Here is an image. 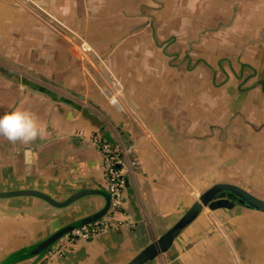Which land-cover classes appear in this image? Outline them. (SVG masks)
Wrapping results in <instances>:
<instances>
[{
    "label": "crops",
    "instance_id": "0c3cea01",
    "mask_svg": "<svg viewBox=\"0 0 264 264\" xmlns=\"http://www.w3.org/2000/svg\"><path fill=\"white\" fill-rule=\"evenodd\" d=\"M16 107L47 135L0 137V191L107 192L95 133L136 166L115 216L129 222L32 256L104 197L0 198V264H124L214 183L264 198V0H0V114ZM146 264H264V212L205 207Z\"/></svg>",
    "mask_w": 264,
    "mask_h": 264
},
{
    "label": "water",
    "instance_id": "95a60500",
    "mask_svg": "<svg viewBox=\"0 0 264 264\" xmlns=\"http://www.w3.org/2000/svg\"><path fill=\"white\" fill-rule=\"evenodd\" d=\"M88 194H100L104 197L103 205L96 211L74 219L60 228L53 231L47 237L34 243L28 255H36L45 252L62 236L66 235L75 227L93 222L104 216L109 207L110 196L102 189H81L73 192L63 200L53 199L50 195L35 189H16L0 191V198L14 196H34L43 199L55 207H65ZM236 205H242L261 212H264V198H260L243 187L232 183L218 182L210 185L202 191L198 198L180 215V217L158 237L144 245L133 257L124 264H146L152 261L159 254L169 250L178 234L190 224L198 214L205 208L209 209H230Z\"/></svg>",
    "mask_w": 264,
    "mask_h": 264
},
{
    "label": "built area",
    "instance_id": "2783aa9c",
    "mask_svg": "<svg viewBox=\"0 0 264 264\" xmlns=\"http://www.w3.org/2000/svg\"><path fill=\"white\" fill-rule=\"evenodd\" d=\"M80 47L81 50L87 51V48L83 45ZM92 140L96 143L102 155L107 192L110 196L108 213L98 220L75 227L66 234L68 239H87L109 229L120 227L125 222H129V220L117 221L115 217L121 211L122 205L126 200L124 193L125 181L127 176L131 174L127 150L119 139L109 141L99 133H95L92 136Z\"/></svg>",
    "mask_w": 264,
    "mask_h": 264
},
{
    "label": "clouds",
    "instance_id": "9594fccd",
    "mask_svg": "<svg viewBox=\"0 0 264 264\" xmlns=\"http://www.w3.org/2000/svg\"><path fill=\"white\" fill-rule=\"evenodd\" d=\"M47 135L46 126L37 115L27 109L16 107L0 114V137L15 145L20 142L31 144Z\"/></svg>",
    "mask_w": 264,
    "mask_h": 264
},
{
    "label": "rangeland",
    "instance_id": "374dc122",
    "mask_svg": "<svg viewBox=\"0 0 264 264\" xmlns=\"http://www.w3.org/2000/svg\"><path fill=\"white\" fill-rule=\"evenodd\" d=\"M54 21H56L57 23H59L55 19H54ZM196 22L197 23H200L201 22V16L200 17H196ZM59 25H61V24L59 23ZM65 30L68 32V34H70L74 39H76L79 42V45L80 46L83 45L86 48L88 47V44L86 42V39L83 36H81L78 32H75V31H73L71 29H68V27H66ZM86 50L92 52V49L90 47H88ZM200 193L201 192L195 193L196 194V199L198 198V196H199Z\"/></svg>",
    "mask_w": 264,
    "mask_h": 264
},
{
    "label": "trees",
    "instance_id": "16d2710c",
    "mask_svg": "<svg viewBox=\"0 0 264 264\" xmlns=\"http://www.w3.org/2000/svg\"><path fill=\"white\" fill-rule=\"evenodd\" d=\"M128 147H126V150H127V155H128V157H129V160H130V165H131V167L132 168H134L135 169V166H136V162H135V158H134V156L133 155H131L130 153H129V148L127 149ZM125 185H126V181H125Z\"/></svg>",
    "mask_w": 264,
    "mask_h": 264
}]
</instances>
